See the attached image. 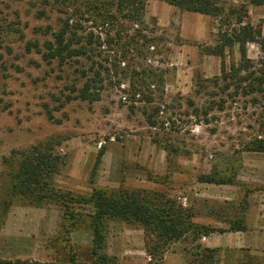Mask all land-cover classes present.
<instances>
[{"label":"rangeland","instance_id":"rangeland-1","mask_svg":"<svg viewBox=\"0 0 264 264\" xmlns=\"http://www.w3.org/2000/svg\"><path fill=\"white\" fill-rule=\"evenodd\" d=\"M73 7L0 0V258L65 260L72 248L88 259L94 207L84 198L94 188L155 190L188 208L197 224L241 229L248 194L264 191V150L245 144L264 139V92L230 96L212 81L220 57L178 37L177 23L158 26L146 7L112 45L105 35L114 27L78 17ZM253 18L248 8L245 21L261 28ZM66 19L80 39L71 45L84 43V53L48 62L46 42ZM135 29L150 40L128 42ZM90 30L99 37L86 43ZM247 55L260 56L256 43ZM238 58L237 48L224 57L226 64ZM85 84L91 98L79 96ZM36 145L50 148L49 184L81 198L72 204L80 219L67 230L59 203L9 189L22 154ZM103 234L118 264H190L188 235L168 242L160 257L146 250L138 223L108 219Z\"/></svg>","mask_w":264,"mask_h":264},{"label":"trees","instance_id":"trees-1","mask_svg":"<svg viewBox=\"0 0 264 264\" xmlns=\"http://www.w3.org/2000/svg\"><path fill=\"white\" fill-rule=\"evenodd\" d=\"M45 3L52 0H43ZM56 1V0H54ZM74 4L73 11L85 20L98 19L109 28L114 27L112 35L106 34L108 45L115 44L125 29L126 23L141 22L148 0H64ZM182 11L197 12L211 16L215 20L212 42L198 44L202 53L220 57L219 74L212 81L219 82L223 90L229 89L230 96H246L262 94L264 92V34L260 23L253 25L245 21L248 4H264V0H246L234 3L231 0H162ZM84 15V16H83ZM66 19L60 28L53 32V39L46 42L47 51L43 54L49 62L58 58L63 63L67 57L84 53L85 44L78 43L76 36L77 24H68ZM68 33V35H66ZM95 34L90 30L84 38L90 43ZM98 39L99 36H95ZM146 44L150 39L135 29L128 36V42ZM254 42L258 45L260 56L253 61L247 55V45ZM237 48L239 58L237 62L225 63L226 52ZM141 51V50H139ZM136 74L135 70H131ZM81 98H91L88 84L79 89ZM151 125L153 120H149ZM245 144H252L246 149L264 150V139H253ZM33 146L24 152L20 158L18 168L11 174V193L21 191L25 195H33V199H46L59 203L63 208V227L69 229L78 221L79 215L74 212L72 204L81 199L67 190L52 187L46 175L52 168L50 148ZM45 152V153H44ZM45 177H42L44 176ZM205 181H215L212 177L202 176ZM39 191V194L37 192ZM94 207L90 215L92 244L89 258L79 260L72 248L65 260H38L29 258H0V264H118L114 255L103 249V229L108 219L138 223L144 232L146 250L151 255L161 257L163 248L171 240L185 238L187 235L193 243L190 252V264H217L218 249L202 246L197 242L201 234L213 231H223L200 225L192 220L190 210L183 207L175 198L155 190L128 189L122 186L116 189L94 188L89 196L84 198Z\"/></svg>","mask_w":264,"mask_h":264},{"label":"crops","instance_id":"crops-1","mask_svg":"<svg viewBox=\"0 0 264 264\" xmlns=\"http://www.w3.org/2000/svg\"><path fill=\"white\" fill-rule=\"evenodd\" d=\"M247 6L253 13V19L262 22L264 34V4ZM150 15L156 17L158 26L167 30L172 22L177 23L178 37L195 42L197 48L198 44L213 41L215 20L209 15L182 11L162 0H148L146 17ZM212 62L215 64L217 60ZM246 199L247 204L241 208V229L213 232L200 240L206 247L218 249L217 264H264V191L254 190Z\"/></svg>","mask_w":264,"mask_h":264}]
</instances>
